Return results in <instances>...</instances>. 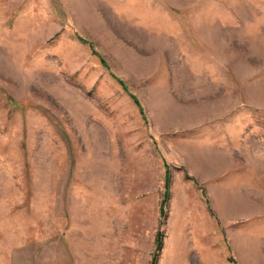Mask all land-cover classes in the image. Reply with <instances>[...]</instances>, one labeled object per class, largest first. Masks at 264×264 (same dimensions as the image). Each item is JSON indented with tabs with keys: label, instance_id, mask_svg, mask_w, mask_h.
<instances>
[{
	"label": "rangeland",
	"instance_id": "obj_1",
	"mask_svg": "<svg viewBox=\"0 0 264 264\" xmlns=\"http://www.w3.org/2000/svg\"><path fill=\"white\" fill-rule=\"evenodd\" d=\"M0 264H264V0H0Z\"/></svg>",
	"mask_w": 264,
	"mask_h": 264
},
{
	"label": "trees",
	"instance_id": "obj_2",
	"mask_svg": "<svg viewBox=\"0 0 264 264\" xmlns=\"http://www.w3.org/2000/svg\"><path fill=\"white\" fill-rule=\"evenodd\" d=\"M158 243H159V246L157 247V250H156V252H157V254L158 253H160V251L163 249V244H162V242H160L159 240H158ZM159 255V254H158Z\"/></svg>",
	"mask_w": 264,
	"mask_h": 264
}]
</instances>
